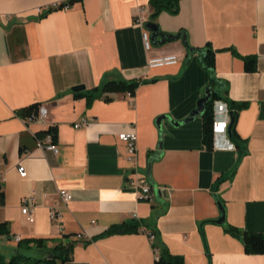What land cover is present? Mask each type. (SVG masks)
Returning <instances> with one entry per match:
<instances>
[{"label": "crops", "instance_id": "1", "mask_svg": "<svg viewBox=\"0 0 264 264\" xmlns=\"http://www.w3.org/2000/svg\"><path fill=\"white\" fill-rule=\"evenodd\" d=\"M65 1L0 0V223L11 228L0 236V253L11 259L25 245L24 264H52L51 250L71 242L69 258L53 264H156L154 246L185 264H264L243 237L264 235V0H181L177 14L156 19L153 0H77L49 11ZM150 21L159 39L183 32L191 48L211 47L222 89L242 107L235 139L228 132L235 109L215 101L212 149L203 115L177 126L163 120V153L151 173L167 190L146 200L130 184L147 176L158 152L157 118H188L210 81L182 37L146 50ZM169 54L179 61L149 66ZM242 56L257 57V69L248 71ZM111 80L141 83L134 95L107 93ZM34 105L48 106L46 120L31 119ZM130 130L138 136L134 158L119 137ZM48 132L58 153L38 147ZM61 190L73 196L67 204ZM26 205L33 221L22 213ZM132 221L139 232L108 233ZM17 237L48 240L41 248Z\"/></svg>", "mask_w": 264, "mask_h": 264}, {"label": "trees", "instance_id": "2", "mask_svg": "<svg viewBox=\"0 0 264 264\" xmlns=\"http://www.w3.org/2000/svg\"><path fill=\"white\" fill-rule=\"evenodd\" d=\"M75 1L77 0H67L65 2H62L59 7L57 8H50L49 11H53L55 9H62L65 5L71 6ZM180 1L181 0H153L151 2V5L153 7V19H156L157 16L163 12L167 11L171 14H177L180 10ZM180 33V32H179ZM187 47H190L189 44H187ZM195 52L200 53L201 55V61L203 66L206 70L210 73V81L209 86L212 87V97L206 104V110L203 114V141L208 149L213 148L214 143V103L217 100H223L226 101L229 106H231L233 109V113L235 115V121H236V114L238 109L242 107L240 104H236L233 100H230L228 97V89H222L223 83L220 79L216 77L215 69H216V53L214 50H212L211 47L206 48H193ZM242 59L245 63V68L248 71H255L257 69V57L255 56H242ZM139 80L135 81H125V80H111L107 82L103 90L107 93L112 92H126L131 93L132 95L135 94L136 89L140 85ZM108 99V98H106ZM38 107V105H34L31 108L27 109L26 112L30 113L32 110H35ZM238 108V109H236ZM235 122L232 127V136L236 139L235 129H234ZM218 201L221 202L220 198H218ZM222 203V202H221ZM141 223L138 221H132L129 223H125L119 226H114L109 230V234L111 233H128V232H139L141 230ZM11 234V228L8 222L0 223V236L7 235L9 236ZM244 242L246 251L249 253H264V235L260 233H253V232H245L244 233ZM48 239L43 238H32V239H26V240H20V244H28V243H35L38 247H44L46 246ZM157 247V246H155ZM73 244L70 242L68 244L60 243L57 246H55L51 250V257L47 259V262H50L53 264V262L58 259L62 258L63 261L67 260L69 258V255L72 251ZM162 263L163 264H185L183 261V258L181 257H169L162 252ZM21 258L22 256L16 254L11 259H7L3 254L0 253V264H21Z\"/></svg>", "mask_w": 264, "mask_h": 264}, {"label": "built area", "instance_id": "3", "mask_svg": "<svg viewBox=\"0 0 264 264\" xmlns=\"http://www.w3.org/2000/svg\"><path fill=\"white\" fill-rule=\"evenodd\" d=\"M61 3H56L51 8H57L60 6ZM67 7H69V5L64 6V8ZM143 38H144L145 48L146 50H149L152 47V44L150 40V34L148 31L144 32ZM179 59L180 58L177 55L169 54L158 57H152L149 59L148 64L150 67L166 66V65L176 64L179 61ZM128 94L132 95L131 93ZM47 116H48V106L39 105L33 111L30 117L31 119L36 121H44L46 120ZM83 124H87V120H83V123L77 124L76 127H79ZM119 137L121 140L125 141L128 144L129 155L131 158H134L137 152L136 143L138 139L136 131L135 130L124 131L120 133ZM37 143H38V147L41 149L52 150L55 153H58L59 151L57 145L54 142V135L51 132H48L43 139H39ZM18 172L21 177L27 176L26 167L22 163L18 165ZM130 185L133 190L139 193L141 199H146V200H153L156 191L159 193V192H165L167 190L165 187L152 185L149 182L148 177L146 175L133 179ZM72 198L73 196L70 192L66 190L60 191V199L61 202H63L64 204H67L70 200H72ZM22 213L27 217L29 221H33V208L31 205L24 206L22 209ZM50 215L52 219H56L59 216V212L55 208H52ZM149 238L153 241L155 239V235L149 234ZM17 240L20 241L21 238L17 237ZM154 250H155V263L163 264L160 249L154 246Z\"/></svg>", "mask_w": 264, "mask_h": 264}, {"label": "water", "instance_id": "4", "mask_svg": "<svg viewBox=\"0 0 264 264\" xmlns=\"http://www.w3.org/2000/svg\"><path fill=\"white\" fill-rule=\"evenodd\" d=\"M146 29L151 33V36H150V40H151V44L155 47H158V46H161L163 44H165L167 42V40H170V41H173V40H176V39H179V38H183L185 44L187 45V39H186V36H185V33L183 32H180L178 34H169V33H164L162 34L161 38L159 39L160 35H161V31H160V28L159 26L150 21L146 24ZM189 50L190 52H193L194 49L189 47ZM84 87L83 86H78V87H75L74 90L75 91H81L83 90ZM212 92H213V89L211 86H208L203 97L198 101V106L195 110L192 111V113L190 114V116L184 120H181V121H174L172 120L171 118H169V116L167 115H162V116H159L157 118V126L159 128V131H160V134H161V139H160V142L158 144V152L153 155L150 160H149V167H148V170H147V177H148V180L149 182L154 185V186H157V184L152 180V173H151V168H152V164L155 160L159 159L161 156H162V148H163V132H164V129L162 127V123H163V120L167 119L169 120L173 125L177 126V125H180L182 123H187V122H190L192 121L193 119H195L197 116H201L204 114L205 110H206V104L207 102L211 99L212 97ZM231 118H232V121L229 125V134L231 135V131H232V127H233V124L235 122V115L233 112H231ZM218 204H219V207L221 209V212H222V217L218 220L219 223H223L225 221V210H224V207H223V204L218 201ZM52 255V254H50Z\"/></svg>", "mask_w": 264, "mask_h": 264}, {"label": "rangeland", "instance_id": "5", "mask_svg": "<svg viewBox=\"0 0 264 264\" xmlns=\"http://www.w3.org/2000/svg\"><path fill=\"white\" fill-rule=\"evenodd\" d=\"M27 250V248L25 247V245L21 246L19 249V252L17 253L18 255L22 256L23 253ZM28 252V251H27ZM51 253V252H50ZM25 260L24 258H21V264H24Z\"/></svg>", "mask_w": 264, "mask_h": 264}]
</instances>
